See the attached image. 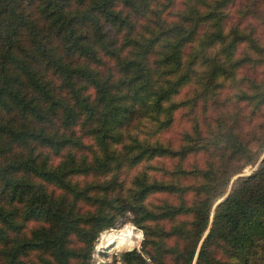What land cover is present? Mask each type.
Instances as JSON below:
<instances>
[{
  "label": "trees",
  "instance_id": "obj_1",
  "mask_svg": "<svg viewBox=\"0 0 264 264\" xmlns=\"http://www.w3.org/2000/svg\"><path fill=\"white\" fill-rule=\"evenodd\" d=\"M233 1L185 0L172 14L175 0H0V264H91L98 234L128 211L145 242L187 241L173 264H192L201 240L195 264H215L212 244L226 249L230 264H264V157L231 186L243 167L195 170L203 180L191 204L149 207L148 197L187 188L145 172L121 179L123 167L181 162L200 150V121L177 147L158 135L185 104L174 99L183 86L206 91L252 60L236 58L252 35L229 25ZM233 97L261 102L243 90ZM206 129L230 150L228 160L257 163L224 116ZM260 147L264 154V141ZM181 215L190 219L162 229ZM156 254L155 264H165ZM122 257L149 264L137 250Z\"/></svg>",
  "mask_w": 264,
  "mask_h": 264
},
{
  "label": "rangeland",
  "instance_id": "obj_2",
  "mask_svg": "<svg viewBox=\"0 0 264 264\" xmlns=\"http://www.w3.org/2000/svg\"><path fill=\"white\" fill-rule=\"evenodd\" d=\"M184 3L185 0H175L170 10L171 13L178 14L181 12L185 7ZM229 25H236L243 33H251L250 42L240 44L235 53L236 58L246 56V59L250 55L252 60L244 62V59L243 67L237 68L232 78L229 80L218 79L214 82L215 86L206 91H200L197 83L195 85L188 83L183 86L174 99L177 101L183 100L185 104L175 111L174 120L169 129L160 132L158 135L159 140L163 143L168 142L172 146L177 147L183 132H191L194 130L195 121H198V123L200 121L202 129V136L199 141L200 150L189 154L181 162L176 159L163 158L162 160L156 159L150 163L142 164V166L122 168L121 179L123 183H127L138 172H145L157 180L178 182L187 188L185 192L152 195L145 201L149 207L156 208L166 202L178 203L181 200L191 204L198 200L200 193L197 187L203 178L199 174H193L195 170L206 169L209 165H212L217 171L221 172L226 168V173H230L243 167L240 171L241 173L231 179V186L238 177L254 172L264 157V154L260 153V146L264 141V52L259 53L251 50L252 46H254L253 42H251L253 37L260 47H264V0H234L229 14ZM205 27L207 26L205 25ZM200 33L201 35L204 34V27ZM196 78L194 76L192 80L196 82ZM253 83L256 85V89L252 88ZM196 89L201 92V99L195 97ZM241 90L249 92V95L256 93V101L261 102L255 105L237 102L233 95L239 94ZM219 115L225 117L227 125L232 124L233 131L237 135L235 136L236 140L240 141L249 150L251 157L258 158L255 165L252 163L245 164L246 159L236 160V158H233L228 160L227 156L230 150L219 148V144H214L215 134H210L206 127L207 123H212L214 118ZM227 129L224 128L220 131H226ZM177 164L178 168L187 169L192 171V173L188 176H178L177 172H172L174 169H178L175 168ZM189 219L190 215H181L175 220L163 222L161 227L167 231L174 224L185 222ZM132 220L133 213L130 211L125 212L118 217L110 228L104 229L98 234L92 247L91 264H126L122 255L132 250L141 252L149 264H155L157 259L156 249L162 251V259L165 264H173L176 260L175 251L183 249L188 244L183 237L163 235L152 236L158 246L153 242H145L143 230L138 228ZM128 227L132 228L136 234L141 233V237L135 246L130 249H120L119 251L114 241L108 250L103 247V243L107 239L114 237L115 231H122ZM205 235L206 233L202 239ZM201 241L198 244L192 264L196 262ZM209 252L215 264H230L233 262L228 256L226 249L218 244H212L209 247Z\"/></svg>",
  "mask_w": 264,
  "mask_h": 264
},
{
  "label": "bare ground",
  "instance_id": "obj_3",
  "mask_svg": "<svg viewBox=\"0 0 264 264\" xmlns=\"http://www.w3.org/2000/svg\"><path fill=\"white\" fill-rule=\"evenodd\" d=\"M140 237L141 233H134L133 229L130 227L124 228L122 231H115L114 237L107 239L103 243V247L107 248L108 250L110 248V245L115 241V246L119 251L120 249H130L137 244Z\"/></svg>",
  "mask_w": 264,
  "mask_h": 264
},
{
  "label": "water",
  "instance_id": "obj_4",
  "mask_svg": "<svg viewBox=\"0 0 264 264\" xmlns=\"http://www.w3.org/2000/svg\"><path fill=\"white\" fill-rule=\"evenodd\" d=\"M262 160V159H261ZM228 194V193H227ZM227 196V195H226ZM223 198H221L220 200H222ZM219 202V201H218ZM217 204V203H216ZM212 212H213V210H212Z\"/></svg>",
  "mask_w": 264,
  "mask_h": 264
}]
</instances>
